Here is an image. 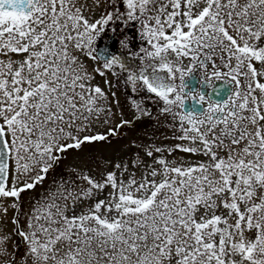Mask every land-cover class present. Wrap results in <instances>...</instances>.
I'll use <instances>...</instances> for the list:
<instances>
[{
  "label": "snow or ice",
  "instance_id": "6c2138e0",
  "mask_svg": "<svg viewBox=\"0 0 264 264\" xmlns=\"http://www.w3.org/2000/svg\"><path fill=\"white\" fill-rule=\"evenodd\" d=\"M108 31L122 37L118 52L97 44ZM261 39L264 0H0V215L8 211L4 200L19 209L21 194L42 183L64 153L110 143L134 126L116 93L92 83L96 75L109 89V71L122 78L127 106L140 117H151L144 96L161 104L173 120L167 126L178 122L173 137L188 142L133 141L139 176L127 158L96 157L105 169L99 179L71 168L81 183L61 179L33 207L27 231L15 229L22 255L20 245L9 252L11 237L0 233V264H264ZM195 70L209 85L229 82L228 98L186 92L185 77ZM187 97L205 110L184 111ZM177 150L205 159L164 155ZM86 200L95 202L77 213Z\"/></svg>",
  "mask_w": 264,
  "mask_h": 264
},
{
  "label": "rangeland",
  "instance_id": "374dc122",
  "mask_svg": "<svg viewBox=\"0 0 264 264\" xmlns=\"http://www.w3.org/2000/svg\"><path fill=\"white\" fill-rule=\"evenodd\" d=\"M85 2L90 6L92 0H85ZM97 10L96 15H99ZM110 32V31H108ZM122 37H118V40ZM98 46L101 44V38L97 41ZM117 47L120 49L119 43ZM5 58L6 57H0ZM13 59H22L23 57L19 54H12ZM89 71L94 67V62L90 59L87 60ZM260 68H258L259 70ZM117 71H119L117 69ZM149 74L151 75V69H149ZM166 76V72L159 73ZM111 81L112 87L109 89L108 85L105 84V78L99 75H96L95 80L92 81L93 84H98L102 87L105 92L109 94L115 92L116 96L119 98L120 106L124 113V119L133 120L136 117L134 126L125 127L123 133L119 138H114L110 143L105 144H96V145H85L84 149L76 152H66L64 153V158L55 165V167L47 173L46 179L42 183L36 184L35 188L32 190H25L20 197V207L19 209H14L10 205L12 201L4 200L3 203L8 205V211L6 216L0 215V233H6L10 235V239L7 242L9 252L14 251L16 245H20V254L24 252L23 242L21 237L17 234L15 229L18 227L22 231H27V219L32 214L33 207L36 206L38 201L42 200V197H48L50 191L55 192L57 190V184L61 179L64 181H69L71 179L74 183L79 184V181L75 174L70 171L71 168L86 170L90 175L100 178L102 172H105V169L99 165V161L96 157H103L105 159H111L115 161L116 159H128L129 169L135 171L137 176L140 175V169H133L131 165V157L134 153L138 152L139 149L135 146H132V142L135 141L137 144H154L155 146H174L177 143L187 144V141H181L173 137L172 133L178 129H173L167 125L172 124L173 120L171 115L163 114L158 112V110L151 112V117H140L135 112V109H130L129 101L126 100L128 95V88L125 87L123 79L113 76L112 72L109 71L106 77ZM135 96V93H132ZM256 95L259 96V91L256 92ZM145 104L148 108H153V100L150 97H143ZM115 103V101H113ZM116 109H114L115 111ZM120 117H116V121L119 122ZM103 131L104 129H99ZM125 145L129 147L125 148ZM154 157L160 155L159 153L154 152ZM164 155L167 159L171 160L173 157L183 159L185 161H198L205 159L202 155H193L190 153H185L183 151H174L169 155L166 151ZM140 156L143 157L145 163H151V158L147 157L144 152H140ZM159 167V165H156ZM108 170H111L109 167ZM127 179V176H125ZM109 189L104 190V194L99 195L96 199H103L104 195L107 194ZM94 200H86L82 203L77 204L76 212L79 213L82 209L92 205ZM19 216V224L13 223V217Z\"/></svg>",
  "mask_w": 264,
  "mask_h": 264
},
{
  "label": "flooded vegetation",
  "instance_id": "af4514ba",
  "mask_svg": "<svg viewBox=\"0 0 264 264\" xmlns=\"http://www.w3.org/2000/svg\"><path fill=\"white\" fill-rule=\"evenodd\" d=\"M116 27L119 29L120 25H116ZM128 36L132 40L131 47L134 49L138 47L139 45V40L136 36V32L134 28H129L128 30ZM110 46L111 50L114 52H118L120 49L117 47L118 44V37H114L112 32H107L104 36L101 37V44L99 47L108 45ZM258 44L260 46H264V39H261ZM170 59H175L174 57H170ZM190 59L189 58H184L182 61L183 67L187 69L190 64ZM254 66L258 69L261 68L262 66L260 65L259 62H255ZM211 71V64H209V72ZM261 82H264V78H260ZM185 91L189 90H195L199 88L200 92L204 94L205 96H210L211 99L217 101V102H223L225 99L228 98V96L232 92V85L229 82H226L224 80H217L215 81L214 84L209 85L207 81L201 82V77L199 70H195L192 73H189L187 77H185ZM178 83V81H177ZM161 104H153V108L151 109V112H154L158 110V108H161ZM206 108V104L203 102H200L198 98L194 97H187L184 100V111L188 112H202ZM176 109H174L175 111ZM159 112V110H158Z\"/></svg>",
  "mask_w": 264,
  "mask_h": 264
},
{
  "label": "clouds",
  "instance_id": "9594fccd",
  "mask_svg": "<svg viewBox=\"0 0 264 264\" xmlns=\"http://www.w3.org/2000/svg\"><path fill=\"white\" fill-rule=\"evenodd\" d=\"M160 76H163V75H161V74H159ZM157 83H159V81L157 80L156 81ZM164 83H170V81H168L166 78L164 79ZM199 88H197V89H195L192 93H190V95H192V94H195V95H198L199 94ZM177 107H178V105H177Z\"/></svg>",
  "mask_w": 264,
  "mask_h": 264
},
{
  "label": "water",
  "instance_id": "95a60500",
  "mask_svg": "<svg viewBox=\"0 0 264 264\" xmlns=\"http://www.w3.org/2000/svg\"><path fill=\"white\" fill-rule=\"evenodd\" d=\"M101 48H108L109 49V45H107V46H104V47H101ZM110 50V49H109Z\"/></svg>",
  "mask_w": 264,
  "mask_h": 264
}]
</instances>
